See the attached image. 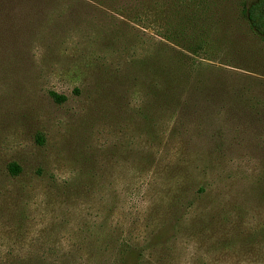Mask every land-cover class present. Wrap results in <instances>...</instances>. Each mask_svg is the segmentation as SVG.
Returning <instances> with one entry per match:
<instances>
[{
  "label": "rangeland",
  "instance_id": "374dc122",
  "mask_svg": "<svg viewBox=\"0 0 264 264\" xmlns=\"http://www.w3.org/2000/svg\"><path fill=\"white\" fill-rule=\"evenodd\" d=\"M255 1L0 0V264H264Z\"/></svg>",
  "mask_w": 264,
  "mask_h": 264
},
{
  "label": "trees",
  "instance_id": "16d2710c",
  "mask_svg": "<svg viewBox=\"0 0 264 264\" xmlns=\"http://www.w3.org/2000/svg\"><path fill=\"white\" fill-rule=\"evenodd\" d=\"M243 14L255 32L264 37V0H256L248 7H244ZM51 95L59 103L66 100L65 96L55 92H52ZM10 171L13 175H18L21 172V168L17 164H12L10 165Z\"/></svg>",
  "mask_w": 264,
  "mask_h": 264
}]
</instances>
